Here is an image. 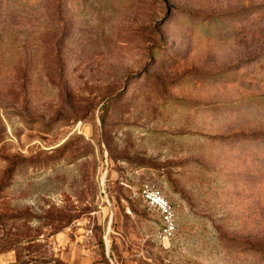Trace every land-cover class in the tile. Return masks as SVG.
<instances>
[{"label": "rangeland", "instance_id": "rangeland-1", "mask_svg": "<svg viewBox=\"0 0 264 264\" xmlns=\"http://www.w3.org/2000/svg\"><path fill=\"white\" fill-rule=\"evenodd\" d=\"M0 264H264V0H0Z\"/></svg>", "mask_w": 264, "mask_h": 264}, {"label": "built area", "instance_id": "built-area-1", "mask_svg": "<svg viewBox=\"0 0 264 264\" xmlns=\"http://www.w3.org/2000/svg\"><path fill=\"white\" fill-rule=\"evenodd\" d=\"M141 195L148 209L158 213L161 227L158 229L157 236L165 243L177 229L176 207L159 188L146 186Z\"/></svg>", "mask_w": 264, "mask_h": 264}, {"label": "trees", "instance_id": "trees-1", "mask_svg": "<svg viewBox=\"0 0 264 264\" xmlns=\"http://www.w3.org/2000/svg\"><path fill=\"white\" fill-rule=\"evenodd\" d=\"M141 197H142V195H141ZM70 219H71V215H69L68 218L67 217L66 218H61L60 222L62 221V222L65 223L64 225H67L70 222Z\"/></svg>", "mask_w": 264, "mask_h": 264}]
</instances>
